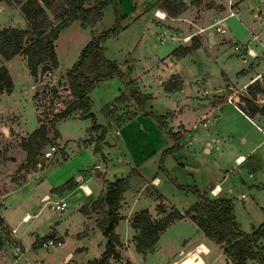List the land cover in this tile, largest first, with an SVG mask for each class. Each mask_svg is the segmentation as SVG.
<instances>
[{
	"label": "rangeland",
	"instance_id": "374dc122",
	"mask_svg": "<svg viewBox=\"0 0 264 264\" xmlns=\"http://www.w3.org/2000/svg\"><path fill=\"white\" fill-rule=\"evenodd\" d=\"M158 10L160 9L154 10L151 0H112L105 6L102 19L93 26H83L80 21H73L55 40L58 58L56 72L52 71V67L43 79L39 78L42 64L38 65L34 77L23 52L9 60L0 55V66L5 65L13 78L12 91L0 94V199L3 197L2 193L16 186L15 181L11 180L21 182L35 177L34 181L17 185L18 187L10 191L0 201L1 211L7 220L16 223L23 211L34 213L42 207L39 218L53 223L60 222L67 231L68 238L67 247L61 251L60 248L45 249L38 245L34 247L32 242L36 238L35 230H41L45 233L43 236H47L49 229L46 223L42 222L38 229H31L33 220L20 222L17 226L19 234L22 235L21 243L28 248L19 255L11 248L7 249L9 260L15 261L14 264H95L105 249L106 237L100 222L104 219L107 205L102 201L93 204L94 210L99 209V214L96 213L99 220L97 222L94 218H84L77 202L89 200L96 193L99 194L100 189L104 188V179L114 181L121 177L127 178L128 184L122 197L126 198L128 205L119 210V214L122 211L130 216L135 210L141 209L153 212L161 201L164 210L166 206H172L184 211L197 201L196 191L204 193L210 190L208 196H220L219 193L212 192L213 188L210 189V186L217 183L222 190L221 196L232 200L236 221L242 231L251 233L264 222V144L257 148L259 167L253 170L249 166L240 165L234 168L238 170L237 173L232 172L231 155L224 146L226 140L233 143L235 150L247 152L251 143L258 144L262 140L260 132L253 126L250 127L232 106H228L220 119L218 137L221 147H213L211 154H206L202 146L204 142L199 137L210 127H192V123H198L201 118H197L195 103H202L199 96L196 97L194 82L200 80L201 87L215 89L220 85L225 86V82L229 80L234 81L241 64L242 58L238 55L240 52H235L231 43L227 42L223 45L207 44L192 52L190 61L160 63L159 58L167 54L172 43H180L179 39L182 38L179 31H174L172 36L175 37L167 35L158 18ZM47 12L52 17L51 12ZM164 15L166 17L165 12ZM232 23L234 19L224 23L227 32H217V36L228 37L232 31ZM116 24L122 28L117 34L107 37L102 44L105 55L118 62L125 77L123 79L114 75L103 79L89 92L95 119L107 129L104 140L95 149L99 132L89 130L93 124L90 117H80L78 111L58 123L53 119L72 99L66 86V71L77 61L82 48L93 36ZM9 26L25 29L28 23L18 4L13 0H0V28ZM236 28L239 31L236 39L241 49L242 43L252 35L239 24ZM261 28H264V23L257 30ZM215 29V26L209 28ZM236 39L234 38V42ZM257 62L258 59L249 58L242 62V66ZM166 73L180 74L185 90L166 92L159 80ZM171 79L177 80L179 75H173ZM125 80H129L128 85ZM41 82L44 86L37 90L35 86ZM140 89L152 94L151 101L143 103V110L130 95L132 91L141 92ZM122 92L124 95H121ZM176 104L182 108V121L190 128L192 135L184 140L183 134L189 128L177 130L183 138L181 145L174 151H167L174 141L170 144L167 130L160 127L154 114L165 113L173 107L176 108ZM41 124L47 126V136L50 139L42 147L41 153L49 149L50 144H56L58 149L51 158L45 159V163L38 160L29 166L28 153L22 143ZM55 129L59 131L60 137L54 139ZM240 132H245L244 136L250 141L248 144H244L243 138L239 137ZM92 133L95 139H90ZM96 165L100 167L96 168ZM250 172L253 173L252 177L249 176ZM80 174L92 186L93 195L85 196L83 190H80L81 195H77L79 198L69 190L53 188L67 179L74 183V179ZM156 177L158 181L154 183L153 179ZM46 189L52 192L50 201L39 200L38 195ZM61 196H65L68 203L65 209L51 208L50 204ZM117 233L128 244L126 252L130 259L138 264H170L181 251L190 245L194 246L203 238L195 222L183 217L170 222L160 234L157 244L146 254L136 250L131 240L133 229L127 217L119 219ZM263 240L261 238L258 241L259 248L264 247L261 244ZM0 241V244L21 246L11 233ZM208 241L209 252H203L197 244L194 250L175 264H205L203 253H209L208 261L218 260L222 264H232L221 247ZM70 249L73 254L66 258L65 252ZM117 250L123 253L119 246ZM259 252L261 257L255 258L253 263L264 264V248L262 252L259 249ZM123 257L124 253L120 254L118 260L112 258L109 263L124 264L128 258ZM10 261L0 264H9Z\"/></svg>",
	"mask_w": 264,
	"mask_h": 264
},
{
	"label": "trees",
	"instance_id": "16d2710c",
	"mask_svg": "<svg viewBox=\"0 0 264 264\" xmlns=\"http://www.w3.org/2000/svg\"><path fill=\"white\" fill-rule=\"evenodd\" d=\"M20 6V10L27 20L28 27H3L0 28V55L5 59L23 52L26 56L27 66L35 77L38 65L49 63L53 68L58 66V58L55 49V40L60 32L69 26L74 20H80L83 26H93L103 17L105 6L112 0H13ZM157 6L162 8L170 16H175L181 11L179 0H157ZM49 10L52 17L47 12ZM122 28L119 24L103 30L99 35L93 36L82 48L77 61L66 71L67 88L72 99L68 104L54 115L53 121L65 118L70 114L80 111V117H90L93 124L89 127L91 132H99L95 149L99 148V142L104 140L106 127L97 123L91 110V98L89 92L101 80L118 75L124 79V72L116 60L105 55L102 42L109 36L118 33ZM201 42L192 37L191 44L180 45L173 50V54L181 56L198 47ZM129 80H125L128 85ZM181 79H171L165 84L168 91L180 89ZM13 79L5 65L0 66V93L11 92ZM264 93V88L256 81L248 86L249 95H241L243 101L239 106L244 112L252 116L256 113L264 115V103L259 105L254 101L256 92ZM121 95H124L122 92ZM143 108V103L150 98L138 91L130 94ZM143 110V109H142ZM147 113V112H145ZM155 115L160 127H166L164 119L169 115ZM56 121V122H57ZM48 128L41 124L34 129L28 140L23 141L22 146L28 153L29 166L34 165L41 159L42 147L49 142ZM168 135L174 140L167 151H174L180 146L182 136L177 131L167 129ZM59 131L55 129L53 138L59 137ZM126 177L114 181H107L104 196L97 200L107 205L104 219L101 220L102 232L107 242L101 256L95 264H110L113 258L118 260L120 253L117 247L121 244L120 237L116 232V226L121 218L119 214L120 200L127 187ZM198 200L185 212L173 208L163 219L153 217L148 209H141L132 216L131 226L136 231L134 235L135 246L138 252L146 254L151 250L159 239L160 233L166 226L177 218L188 215L203 232L205 236L218 244L226 253L232 264H247L249 258H260L258 241L264 239V222L253 232L244 233L236 221L234 204L226 196H208L199 193ZM162 209V204H158ZM1 243V241H0ZM124 264H133L126 259Z\"/></svg>",
	"mask_w": 264,
	"mask_h": 264
},
{
	"label": "crops",
	"instance_id": "0c3cea01",
	"mask_svg": "<svg viewBox=\"0 0 264 264\" xmlns=\"http://www.w3.org/2000/svg\"><path fill=\"white\" fill-rule=\"evenodd\" d=\"M179 1L181 2V6H182L181 11L175 16H170L167 14V12L165 10H163L162 8H159L157 6V0H151L152 7H154V10L160 9V10H163L166 14L165 19L160 18V17H158V18L161 20L160 23L163 24L164 30H166V33L168 30L171 31V34H167V35L172 36V35H174V31H179V35L181 36L180 38H182V39H179V40H181V41H179L180 43H178V42L172 43V46L170 48H168L170 50L167 52V54L164 57L159 58V62L165 63V62H173L174 61V62L179 63V62H182L185 60L190 61L192 52L196 51L197 49H200L201 47L206 46L207 44L208 45H215V44L223 45V44H226L225 42H227V43H231L230 45L233 46V49L235 50V52L236 51L240 52V53H238V55H240L242 58L241 61L239 59L241 64L238 67L239 69H238L236 75L234 76L235 77L234 81L229 80V81L225 82V86L220 85L218 88H215V89H208L206 87H201L199 85L200 80H197L196 82H194V88L197 91L196 97L199 96V101H201L202 103H199V102L195 103L197 118H199L200 116H201V118L198 119V123H197V121H194L192 123V127H193L194 123H197V126L193 127L194 129H197L199 127H201V128L210 127L209 129H205V131L203 133H201V136L199 137V139H201L202 143L204 142V144H202L204 152L206 154H211L213 147L216 149H219L221 147L219 145V142L221 140L218 137L219 129H220V119L223 118L224 110H226V108L228 106H232L245 119V121L249 123V126L250 127L253 126L254 128H256L262 136V140L259 142L260 144L259 143L258 144L251 143V148L247 152H244L243 150H240V151L235 150L233 148L234 147L233 143L227 142L225 140V143H224L225 149L227 151H229V153L231 155L230 161H232V166H233L232 172L237 173L238 170H236L234 168L235 167L237 168L240 165L249 166V167L253 168V170H254L255 168H258L260 165V161H259V158L257 155V148L261 144H264V115L260 114V113H256L255 115L250 116L242 110V108L239 106V104H235L232 101H229L227 98L229 97V95H233V94H235V96H234L235 98L238 95L239 96L249 95L248 94V86L250 84L256 82V81H260V79H264V31H263L264 28L257 30V28L259 26H262L264 23V0H179ZM231 12H233V14H231ZM230 19H234V23H232L233 24L232 31L229 32L228 37H218L217 32H219L221 34H224L227 32V28H225L223 26V24L226 23ZM78 21H80V20H78ZM211 24H213V25L210 26ZM237 24H239L240 26H243L252 35L251 37L247 38L244 43H242L241 49L239 48L238 43H237L238 40L236 39L237 36L239 35V31L236 28ZM214 26L215 27L219 26L220 28H223L224 30L220 31L217 28L215 30H209V28L214 27ZM211 33H213V39L215 40V42H213V43H210L208 41ZM193 36H195L201 42V44L198 47L190 50L189 52H187L186 54L181 55V56H177V55L173 54V50L175 48H177L178 46L189 45V42H190V40H192ZM172 37H175V36H172ZM234 38L236 39V42H234ZM249 58L250 59H256V60L258 59V62L255 64L249 63L250 65L246 64V66H242V62H246L247 60H249ZM5 60H9V59H5ZM193 62L195 63V60H193ZM57 68H58V66L56 68H53L52 71L56 72ZM168 74L169 73H166L165 76L161 75L159 77V80H161V84H162L164 90L168 93H171L174 91L183 92L185 90V87H184V83L182 81L181 75L178 73H174V74H170V75H168ZM173 75H179V79H181L182 85H181L180 89L168 91L165 89V84L169 79H171L173 77ZM141 92L143 94L150 96V98L147 99L145 102V103H147V102L149 103L152 99V94L149 93V91H147V90H144V91L141 90ZM2 93H4V92H2ZM2 93H0V94H2ZM5 93H9V92H5ZM182 113H183L182 108L176 104V108L173 107V109H171L165 113L156 114V115H169L168 117H166L164 119V121L166 122V127H167L165 130L170 129L173 131H177L179 129L182 130L183 128H189L182 121L183 120L181 118ZM213 114H214V117H212ZM67 117H71V116H67ZM67 117H65V118H67ZM62 119H64V118H62ZM60 120L61 119H59L57 121V123ZM209 123H211L212 125H210ZM238 134L240 135L239 136L240 138H243L244 144H248V142H250L248 140V137L244 136L245 132H240ZM191 135H192V133H191V130L189 128L183 134L184 140L189 139L191 137ZM59 137H60V135H59ZM91 138L95 139L94 133H92L90 135V139ZM168 138H169V142L171 144L174 140L169 135H168ZM180 145H181V142H180ZM67 157H68V154L66 155V158ZM236 158H239L240 160L242 158L243 160H241L240 162H237ZM45 161H46L45 159L43 161L40 159V163H45ZM99 167H100L99 165H96V168H99ZM249 176L252 177L253 173L250 172ZM34 178L35 177H33L31 179L28 178V179L22 180L21 182H16V180H14V179L13 180L10 179V180H11V182L15 181L16 186H13V187L16 188V187H18L17 185H22V184L28 183L29 181H34ZM153 181H154V183L157 182L158 177L154 178ZM65 185H67L68 187H65ZM82 186L83 187L87 186L89 190H87V189L86 190L88 192L85 191ZM106 186H107V181L104 179V188L102 187L100 189L101 191L99 194L96 193V195L94 197L90 198L89 200H85L82 202H81V200H79L77 202L78 208H80L82 210L84 218L89 219V220L94 218L97 222L99 221L98 217L96 216V213L99 214V209L94 210L93 204H95V202L97 200H100L104 196L103 194H105ZM14 188L11 187L10 190L2 193L3 197H1L0 201H2L3 198L7 197L8 193L10 191H12ZM53 188H61L63 191L69 190V192L74 193L75 196H77L78 194L81 195L80 190H83L85 196H91L94 193L92 186L90 184H88V180L84 179V176L82 174L76 176V178L74 179V183H71V180L67 179L65 181L63 180L59 185H57L56 187H53ZM211 188H213V189L216 188L217 193H219L221 195L222 190H220V185H218L216 183L215 185L210 186V189ZM1 189H2V187H0V190ZM209 191L210 190H206L204 193L208 194ZM51 197H52V192H50L49 189L42 191L38 195L39 200H43V199L50 200ZM77 197L80 198V196H77ZM242 197H245V194ZM59 199H64L66 201L65 196H61V197H59ZM197 200H198V198H197ZM122 201H123V203H122ZM158 204H162V201L159 202ZM2 205H3V203H2ZM67 205H68V203H67ZM120 205H121V207L119 208V210H122L124 207H126L128 205V202L126 201V198L124 196L120 200ZM91 206H92V208H91ZM157 207H158V205H156V209L153 212L150 211L151 215L157 219L164 217L168 212H170L174 208L172 206L171 207L166 206L165 209L167 211L166 210L162 211V210L157 209ZM64 209H62V210H64ZM185 210H187V209H185ZM185 210L181 211V212H185ZM41 211H42V207H40L37 211H34V213H31L30 211L25 210L21 213V216H20L18 222H16V223L14 221L7 220L6 216L4 215L7 223L11 227L17 228V232L14 234H11V235L14 236L15 238H17L19 240V242L21 243V236L22 235H21V233L19 234V229L17 226L18 223H20V222H31L33 220V223H31V226H30L31 229H38V227L42 225V222H45L48 229H49V232L47 231L46 235L57 234L64 240V245L60 248V251L63 250L64 248L67 247V244H68L67 231L62 228V226L60 225V222H58V221L53 223L52 221H48L47 219H45V220L40 219L39 216L41 214ZM137 211H139V210H135L134 212H132L130 214V216H129V214H123V212L121 211V213H120L121 218L127 217L128 221L131 225V218L135 214V212H137ZM183 218L191 219L188 215H185ZM132 229H133V234H132L131 240L135 245L134 235L136 234V231L134 230L133 227H132ZM198 230L203 234V232L199 228H198ZM35 231H37L36 238L40 235L45 234L41 230H35ZM116 232H117V226H116ZM84 233H86V232H84ZM244 233H246V232H244ZM36 238L32 242V245L34 247H36V245H35ZM208 240H210L211 243L216 244L213 240L209 239L207 236H205L203 234L202 239H200L198 242H196L194 246L189 244L190 246L188 245L189 246L188 248L181 251V253L178 256H175L170 264H175L179 259H181L188 252H190L191 250H194L196 248L197 244H200V242L205 243V244H207V246H209ZM120 241H121V244L119 245V247L122 248L121 252L124 253L123 258H128L129 260H131L129 255L126 252L128 244L121 237H120ZM106 242H107V239H106ZM157 242H156V244H157ZM261 244L264 246V240ZM216 245L219 246L218 244H216ZM8 248H11L16 255H19L20 253H22V250L24 251L28 247L27 246L23 247L22 243H21V246H16V247L12 246L11 244H7V243L0 244V263H3V262L8 263V261H10L8 253H7ZM135 248H136V246H135ZM263 248H259L261 252H262ZM222 251H223V249H222ZM123 253H120V254H123ZM65 254H66V258H67L69 255L73 254V250L70 249V250H68V252H65ZM208 255H209V253H203V257L205 258V261H206L205 264H222V262H220L218 260L208 261L207 260ZM123 258H121V259H123ZM254 259L255 258H249L247 260V264H257V262L253 263ZM14 263H15V261H10L9 264H14ZM133 264H138V263L133 262Z\"/></svg>",
	"mask_w": 264,
	"mask_h": 264
},
{
	"label": "built area",
	"instance_id": "2783aa9c",
	"mask_svg": "<svg viewBox=\"0 0 264 264\" xmlns=\"http://www.w3.org/2000/svg\"><path fill=\"white\" fill-rule=\"evenodd\" d=\"M233 14V12H231ZM211 24L210 26H212ZM218 30L223 31V28H220L219 26L216 27ZM259 84L262 88H264V79H260ZM235 94L229 95L227 98L229 101H232L235 104H242L243 101L241 100L240 96L238 95L236 98L234 97ZM254 101L261 105L264 103V93L258 91L255 94ZM197 126V123L193 124V127ZM57 145L56 144H50L49 149H45L42 153V157L44 159H49L52 157L53 153L57 151ZM237 162H240L241 160L239 158H236ZM213 193H216V189H212ZM244 196V194H242ZM50 201V200H48ZM67 202L64 199H59L50 204V207L56 210H62L66 207ZM17 232L16 227H11L6 219L4 214L1 211V205H0V239H2L4 236L8 235V233L14 234ZM35 245H38L45 249H54V248H61L64 245V240L57 234H50L47 236L40 235L37 237L35 241Z\"/></svg>",
	"mask_w": 264,
	"mask_h": 264
},
{
	"label": "water",
	"instance_id": "95a60500",
	"mask_svg": "<svg viewBox=\"0 0 264 264\" xmlns=\"http://www.w3.org/2000/svg\"><path fill=\"white\" fill-rule=\"evenodd\" d=\"M167 34H171V31L168 30V31H167ZM208 41H209L210 43L215 42V40L213 39V33L210 34V37H209ZM51 69H52V65H51V64H49V63H44V64H42V65L40 66V70H39V78H40V79H43L44 76H45V74H46V72L50 71ZM43 86H44V83L41 82V83L37 84L35 87H36L37 90H39V89L42 88ZM11 158L13 159L14 157H11ZM41 160L43 161V160H44V157H41Z\"/></svg>",
	"mask_w": 264,
	"mask_h": 264
},
{
	"label": "bare ground",
	"instance_id": "6f19581e",
	"mask_svg": "<svg viewBox=\"0 0 264 264\" xmlns=\"http://www.w3.org/2000/svg\"><path fill=\"white\" fill-rule=\"evenodd\" d=\"M157 15L160 16V17H165L164 12H163L162 10H158V11H157ZM241 160H243V159L241 158ZM82 187H83V186H82ZM83 189H84L85 191L89 190L87 186H86V187H83ZM86 189H87V190H86ZM214 189H216V188H214ZM87 192H88V191H87ZM198 247H199L203 252H209V251H210L209 247H208L205 243H201V242H200V244H198Z\"/></svg>",
	"mask_w": 264,
	"mask_h": 264
}]
</instances>
